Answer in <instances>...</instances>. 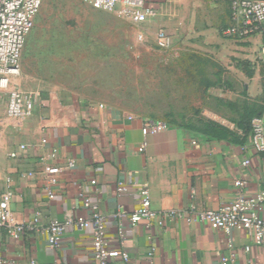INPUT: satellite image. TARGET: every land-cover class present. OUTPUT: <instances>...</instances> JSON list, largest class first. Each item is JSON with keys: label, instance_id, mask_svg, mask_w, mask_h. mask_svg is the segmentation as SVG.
I'll list each match as a JSON object with an SVG mask.
<instances>
[{"label": "crops", "instance_id": "obj_1", "mask_svg": "<svg viewBox=\"0 0 264 264\" xmlns=\"http://www.w3.org/2000/svg\"><path fill=\"white\" fill-rule=\"evenodd\" d=\"M72 1L87 6L84 0ZM167 1L157 0V14L147 24L170 28L182 44L194 40L192 47L223 65L222 80L204 92L197 122H167L166 129L145 134L147 117L81 97L73 88L55 85L51 73L40 79L28 73L34 84L21 88L35 102L34 115L22 123L5 121V104L0 117V151L7 156L0 198L11 178L15 196L10 222L28 221L39 210L42 224L21 239L0 229L3 264H98L92 228L71 227L60 246L51 248L45 225L68 214L87 216L79 195L84 191L99 205L110 242L117 246L121 240L118 212L132 213L137 208L142 186L150 188L152 207L165 214L163 224L131 226L126 221L122 246L129 259L117 258L110 264H216L232 249L233 264H264V241L255 244L251 233L234 230L228 234L206 222L170 214L218 209L234 200L238 180L245 183L248 193L264 190V153L252 147L250 136L251 119L264 112V68L256 59L261 38L240 40L224 34L232 23L230 5L208 6V11H162ZM178 1L191 9L192 0ZM33 35L39 42L37 31ZM22 144L27 145L25 150ZM53 149L56 159L51 157ZM14 150L19 153L16 159L9 156ZM246 159L249 165L244 164ZM69 160L76 165L67 167ZM46 164L65 167L54 186V199L44 189Z\"/></svg>", "mask_w": 264, "mask_h": 264}, {"label": "rangeland", "instance_id": "obj_2", "mask_svg": "<svg viewBox=\"0 0 264 264\" xmlns=\"http://www.w3.org/2000/svg\"><path fill=\"white\" fill-rule=\"evenodd\" d=\"M191 3V9H187L178 0H168L162 11H208V6L214 5L228 8L230 0ZM160 29L164 28L123 19L89 3L82 8L72 0H44L24 49L21 75L16 82L28 89L34 84L29 75L40 79L42 74L51 73L55 85L73 88L81 97L133 115L196 123L204 92L222 80L219 75L223 65L192 47L194 40H183L182 44L170 28L165 29L174 35V44L169 49L159 48ZM36 31L39 42L33 35ZM140 33L145 35L143 40L139 39ZM52 41L54 51L50 47ZM6 99L4 93L0 98V117ZM2 141L0 136V144ZM6 158L0 151V182L5 181Z\"/></svg>", "mask_w": 264, "mask_h": 264}, {"label": "built area", "instance_id": "obj_3", "mask_svg": "<svg viewBox=\"0 0 264 264\" xmlns=\"http://www.w3.org/2000/svg\"><path fill=\"white\" fill-rule=\"evenodd\" d=\"M96 9L114 12L120 18H127L135 23L149 21L157 14V0H84ZM44 0H0V98L7 94L6 112L3 120L14 123H22L31 118L36 110L33 99L23 91L16 79L21 75V60L23 51L27 45L28 37L33 30L36 16L41 10ZM230 11L232 23L224 30L226 36L245 40L260 37V45L257 51V62L264 68V0H230ZM145 35L139 34L143 40ZM174 44L173 36L166 30L160 29L157 34V45L161 49H169ZM168 127L166 121L146 118L143 132L157 133ZM250 136L252 147L264 153V112L254 116L250 121ZM47 139L42 140L46 144ZM21 150L27 145L22 144ZM143 150V147L142 149ZM11 158H18V151L9 153ZM51 157L58 158L56 149L51 151ZM250 159L244 164L249 165ZM74 160H69L67 167H74ZM65 167L57 164H46L43 173L47 182L45 190L49 198L54 199L56 193L54 186L58 183V177ZM34 172H29L33 176ZM11 178L7 179V186L0 198V229L6 228L7 233L21 239L29 231L40 229L42 224V213L37 210L34 215L23 223L13 224L10 222L11 203L15 196L12 188ZM95 184L96 181H91ZM237 194L233 201L224 203L218 209H203L200 211H172L170 214L187 217L189 220L206 222L214 229H221L226 233L234 230H244L251 233L255 244L264 241V190L256 193H248L245 183L236 181ZM119 187V190H123ZM82 206L87 216H74L68 214L63 220L52 219L45 225V233L49 246L57 248L60 246L63 235L74 226L92 228V249L98 264H110L112 260L121 258L129 259V254L123 248L122 241L126 237L125 222L136 226L145 222L148 227L163 224L162 214L152 207V195L150 188L142 186L138 191L139 205L132 213L119 211L120 229L117 246H113L106 232V221L100 211V207L86 192H80ZM232 243L230 247H232ZM250 250V247H246ZM155 252L152 247L150 253ZM235 252L232 249L229 255H222L216 264H233ZM0 256V264H3ZM31 264H38L32 261Z\"/></svg>", "mask_w": 264, "mask_h": 264}, {"label": "trees", "instance_id": "obj_4", "mask_svg": "<svg viewBox=\"0 0 264 264\" xmlns=\"http://www.w3.org/2000/svg\"><path fill=\"white\" fill-rule=\"evenodd\" d=\"M28 39H29V37H28Z\"/></svg>", "mask_w": 264, "mask_h": 264}]
</instances>
